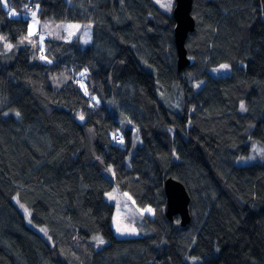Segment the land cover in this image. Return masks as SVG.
<instances>
[{"label":"trees","instance_id":"16d2710c","mask_svg":"<svg viewBox=\"0 0 264 264\" xmlns=\"http://www.w3.org/2000/svg\"><path fill=\"white\" fill-rule=\"evenodd\" d=\"M25 5L92 24V43L28 40L8 10ZM192 16L181 70L155 0H0V264H264V162L239 163L264 148V0H193ZM110 171L145 236H116ZM169 178L191 197L178 230Z\"/></svg>","mask_w":264,"mask_h":264},{"label":"rangeland","instance_id":"374dc122","mask_svg":"<svg viewBox=\"0 0 264 264\" xmlns=\"http://www.w3.org/2000/svg\"><path fill=\"white\" fill-rule=\"evenodd\" d=\"M156 3L167 13L172 14L176 8L175 0H155ZM163 5H170L169 7H165ZM9 14L13 12L14 17H20L27 19L29 18V30L26 38L31 41H36V36L38 32H42V34L47 39L52 40H63V41H72L76 36H81V42L83 45H88L92 43L93 40V25L92 24H78V23H69V22H58L54 20H44L42 21L38 17V7H24V14L20 12H15L11 8H8ZM34 14V15H33ZM223 66V65H222ZM228 66V65H227ZM231 72L230 66L227 68H222L221 66L210 71V74L213 77H219L227 75ZM79 79H77L78 81ZM204 82L196 83V88L200 89L203 86ZM244 109V106H243ZM258 158H264V148L259 146V144H254L251 154L247 157H240L239 163L241 165L255 163V162H264L262 160H256ZM106 176L111 179L115 183V177L112 171L108 172ZM106 200L110 204L114 205L115 208V216L113 222V229L115 234L119 238H132L138 236H145L147 233L142 232L143 228H147V223L145 221L144 216L140 213L136 205L131 202L129 198L125 194L122 193L118 185L115 183L114 188L106 194ZM18 207L25 215L27 219V223L34 227L31 222V212L30 210L22 203L16 200ZM179 219V218H178ZM40 233L43 231V227H34ZM94 242L98 245V248H103L107 246L109 243L101 236L96 235L93 237ZM100 240H103V243H100ZM200 259L191 258L190 262L193 264H199Z\"/></svg>","mask_w":264,"mask_h":264},{"label":"water","instance_id":"95a60500","mask_svg":"<svg viewBox=\"0 0 264 264\" xmlns=\"http://www.w3.org/2000/svg\"><path fill=\"white\" fill-rule=\"evenodd\" d=\"M175 5L173 13L176 21L175 40L179 56L178 64L182 70L191 65L186 44L189 34L195 32L196 21L192 16L193 0H175ZM165 192L168 202L167 218L170 221L176 220L175 217L179 218V222H175L176 230L187 227L191 223L192 216L191 197L186 185L177 179L169 178L165 184Z\"/></svg>","mask_w":264,"mask_h":264},{"label":"snow or ice","instance_id":"6c2138e0","mask_svg":"<svg viewBox=\"0 0 264 264\" xmlns=\"http://www.w3.org/2000/svg\"><path fill=\"white\" fill-rule=\"evenodd\" d=\"M165 7H169L170 8V5H163ZM12 15H15V13L13 12ZM34 15V14H33ZM10 47V46H9ZM222 68H227L228 66L227 65H223L221 66ZM241 109L243 110V105H241ZM81 119H83V117L81 116ZM122 142V141H121ZM100 243H103V240H100Z\"/></svg>","mask_w":264,"mask_h":264},{"label":"bare ground","instance_id":"6f19581e","mask_svg":"<svg viewBox=\"0 0 264 264\" xmlns=\"http://www.w3.org/2000/svg\"><path fill=\"white\" fill-rule=\"evenodd\" d=\"M175 44H176V40H175ZM176 47H177V45H176ZM177 51H178V50H177ZM189 58H190V57H189ZM190 60H191V59H190ZM191 65H192V60H191ZM191 65H190V66H191ZM188 67H189V66H188Z\"/></svg>","mask_w":264,"mask_h":264}]
</instances>
